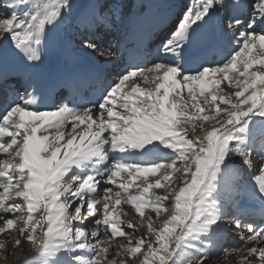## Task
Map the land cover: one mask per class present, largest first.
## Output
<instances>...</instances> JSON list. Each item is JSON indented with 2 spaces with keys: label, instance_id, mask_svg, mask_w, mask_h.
<instances>
[{
  "label": "snow or ice",
  "instance_id": "6c2138e0",
  "mask_svg": "<svg viewBox=\"0 0 264 264\" xmlns=\"http://www.w3.org/2000/svg\"><path fill=\"white\" fill-rule=\"evenodd\" d=\"M180 8L151 48L101 46L126 27L125 0H0V257L209 264L231 228L224 257L264 264V0ZM57 42L118 65L114 79L44 76Z\"/></svg>",
  "mask_w": 264,
  "mask_h": 264
},
{
  "label": "bare ground",
  "instance_id": "6f19581e",
  "mask_svg": "<svg viewBox=\"0 0 264 264\" xmlns=\"http://www.w3.org/2000/svg\"><path fill=\"white\" fill-rule=\"evenodd\" d=\"M77 2L86 4L88 3V0H77ZM156 2L160 5V8L169 7L172 10L178 11V9L180 8V5L184 2V0H125V3L128 5L129 15L126 17V22H125L126 27L121 26L118 32L129 27L132 23H134L142 15V10L139 7L140 4L152 6ZM245 2L250 3L251 0H245ZM177 20H178V16H177V19L172 23L171 27H174ZM171 27H169V30L171 29ZM118 32H113L112 34H109V35L115 36ZM74 34H75V29L73 28H69L67 33L61 32V36H65L66 39H70V40L73 39ZM73 43H76V41L73 40ZM54 49L70 52L69 50L65 49V47L63 46L61 42H57L55 45H53L50 51L48 52V54H50ZM78 58H83V57H78ZM97 60L102 61L104 60V58L98 57ZM107 64L111 67L112 71L116 70L114 64L106 63V65ZM111 79H114V73H112ZM143 86L147 87V85H143ZM247 182H248V177L246 175L245 183ZM155 191L160 192L162 190H155ZM121 207H123L129 213L128 216L122 217V219L124 220L131 219L134 222H136L137 217L134 213V210H132L130 206H127V205H122ZM146 212H150V210H146ZM226 223H230V221L226 219ZM144 231H145V228L143 226H140L138 229L137 235L140 233H143ZM224 236L225 238H223V241H222L223 248L240 247L239 237L231 228L226 231ZM8 238H9L8 234H4L3 236H0V239H8ZM223 248H221L219 251H214L213 253L214 258L209 261V264H234V261L239 258L238 255H230L227 258H225L223 254ZM9 249H11V245H9ZM241 250L243 251V249ZM30 255H32L31 249L25 245L24 251L22 253L10 255L7 257V260H5L3 257H0V264H19V257L30 256Z\"/></svg>",
  "mask_w": 264,
  "mask_h": 264
}]
</instances>
